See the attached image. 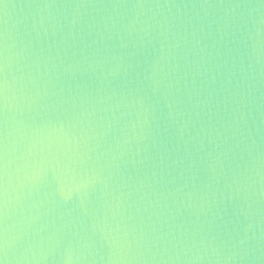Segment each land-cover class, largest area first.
<instances>
[{
	"label": "water",
	"instance_id": "1",
	"mask_svg": "<svg viewBox=\"0 0 264 264\" xmlns=\"http://www.w3.org/2000/svg\"><path fill=\"white\" fill-rule=\"evenodd\" d=\"M0 264H264V0H0Z\"/></svg>",
	"mask_w": 264,
	"mask_h": 264
}]
</instances>
